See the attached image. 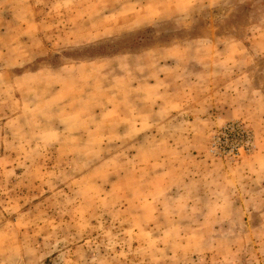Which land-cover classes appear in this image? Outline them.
Instances as JSON below:
<instances>
[{"label":"rangeland","instance_id":"1","mask_svg":"<svg viewBox=\"0 0 264 264\" xmlns=\"http://www.w3.org/2000/svg\"><path fill=\"white\" fill-rule=\"evenodd\" d=\"M0 264H264V0H0Z\"/></svg>","mask_w":264,"mask_h":264}]
</instances>
